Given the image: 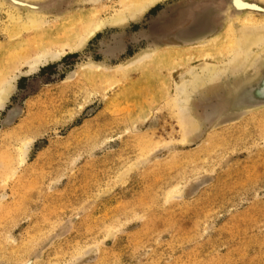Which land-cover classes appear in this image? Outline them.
Masks as SVG:
<instances>
[{
    "label": "rangeland",
    "instance_id": "obj_1",
    "mask_svg": "<svg viewBox=\"0 0 264 264\" xmlns=\"http://www.w3.org/2000/svg\"><path fill=\"white\" fill-rule=\"evenodd\" d=\"M40 1L0 0V264H264V73L232 88L264 49L230 64L264 14L225 12L187 48L163 35L209 0H158L89 38L146 0Z\"/></svg>",
    "mask_w": 264,
    "mask_h": 264
},
{
    "label": "bare ground",
    "instance_id": "obj_2",
    "mask_svg": "<svg viewBox=\"0 0 264 264\" xmlns=\"http://www.w3.org/2000/svg\"><path fill=\"white\" fill-rule=\"evenodd\" d=\"M8 1L13 6L17 8L24 7L30 12H39L44 9V6L46 4V2L44 1H40V3L39 2L36 3L38 0H28L29 2H25V3H23L20 0H8ZM156 1L158 0H146L143 3H137L135 6H132L131 9H127L126 11L117 14L110 21L108 22L101 21L93 25L90 30H87L88 32L86 33L85 38L92 37L94 33H97V31L104 28L106 23L111 24V26L112 25L123 26L127 22V20L133 19L136 16L141 15L149 6L154 4ZM220 5H223V7L222 6L220 7ZM183 6H184L183 8L181 7L180 14H178L179 18L176 24L174 25L172 24L174 26L173 30L175 31L173 32V36L177 40L182 41V45L186 46L187 48L188 47L194 48L205 45L206 43L205 41H207V38L205 39V37L207 36V34H210L215 30L216 31L218 30L219 20L221 19V16L225 12L228 13L229 16H234V17L235 15L239 16L242 15L243 13L245 14V11L253 12L255 10H261L264 13V8L262 7L259 8L260 6L256 2H250L249 0H218V1L209 0V1H203L198 5H193L192 3H185L183 4ZM216 8L218 9L217 10L218 13H216ZM221 8L223 10V14L220 15L222 11ZM217 16L219 17L216 21ZM40 19L37 16L35 17L33 15H30L27 18V22L23 24L24 28H30L40 25L41 22L43 21ZM15 29L16 28L11 29V34H10L11 37H14L13 35L15 33H18V29H16V31ZM260 29L258 30L256 26L243 27L242 32L241 33L238 32L239 37L237 38L236 43H234L233 45L234 52H233L232 60L230 62L231 66L235 68L236 72L238 70L244 69L245 66L248 65L250 59L255 55L254 49H258V50L264 49V25H261ZM83 43L84 41H80L76 46L81 47ZM46 59L47 57L44 56L37 57L30 63L29 65L30 69L31 70L36 69L37 64L42 63ZM217 68L212 65L211 66L207 65L205 67L206 75H208L207 78L208 81L211 82L213 78L217 76L216 75L218 70ZM263 71H264V61L259 63L257 71L252 79L244 83H238V85L235 84L232 88H234L235 86H241L243 89L244 86H246L247 84L258 81L263 75L264 73ZM230 90L232 91V89ZM10 92H11L10 86L8 85L6 87L0 88V109L7 101ZM222 99L223 97L218 101ZM262 106H264V102L261 104L253 105L251 106V108L253 107L258 108ZM219 108L220 107H218V110L216 111V115H217L216 121L219 122L227 121L234 119L236 117L238 118L240 116L239 113L221 119L222 116Z\"/></svg>",
    "mask_w": 264,
    "mask_h": 264
},
{
    "label": "water",
    "instance_id": "obj_3",
    "mask_svg": "<svg viewBox=\"0 0 264 264\" xmlns=\"http://www.w3.org/2000/svg\"><path fill=\"white\" fill-rule=\"evenodd\" d=\"M216 1H218V0H216ZM198 5V4H197ZM20 8V7H19ZM24 8V7H23ZM259 8H261V7H259ZM262 8H264V7H262ZM26 9V8H25ZM27 10V9H26ZM42 11V10H41ZM255 11H258V12H261V13H263L261 10H255ZM225 14V13H224ZM223 14V15H224ZM264 14V13H263ZM222 15V16H223ZM221 16V17H222ZM220 19V18H219ZM176 24V23H175ZM173 28H174V26H173ZM173 28L171 29V30H168V31H166V33L163 35V37H167V38H171V39H173V41H175V42H177L178 44H180V45H182V41H180V40H177L174 36H173V32H175L174 30H173ZM216 31V30H215ZM215 31L214 32H212V33H210V34H207V36L205 37V39L206 38H208L209 36H211L213 33H215Z\"/></svg>",
    "mask_w": 264,
    "mask_h": 264
}]
</instances>
